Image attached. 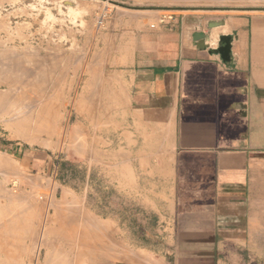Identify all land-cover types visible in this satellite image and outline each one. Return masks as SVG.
Here are the masks:
<instances>
[{"label":"crops","instance_id":"obj_1","mask_svg":"<svg viewBox=\"0 0 264 264\" xmlns=\"http://www.w3.org/2000/svg\"><path fill=\"white\" fill-rule=\"evenodd\" d=\"M221 13L216 46L203 17L176 16L112 64L119 88L77 152L87 196L61 222L87 264H264V11Z\"/></svg>","mask_w":264,"mask_h":264},{"label":"rangeland","instance_id":"obj_2","mask_svg":"<svg viewBox=\"0 0 264 264\" xmlns=\"http://www.w3.org/2000/svg\"><path fill=\"white\" fill-rule=\"evenodd\" d=\"M113 1L119 8L108 7L104 0H0V52L4 51L0 53V88L15 84L12 87L17 88L14 97L27 92L24 95L29 97L26 102L44 96V102L51 101L53 106H57L61 117L54 133L36 134L13 125L15 119L18 120V117L11 118L12 114H8L13 110V97L1 104L0 108V154L18 164L22 173L10 175V172L8 174L0 170V187L7 185L15 192L14 195L21 193L19 200L17 195L13 199L14 203H6L7 200L1 197L0 200L12 210H24L25 219L33 211L37 213L32 221L31 234L26 237L23 232H19L18 236L22 244L32 248L30 264H44L46 244L52 249L51 242L56 238L54 231H51L54 224L56 226V222L71 218L74 192L76 198L87 196V163L78 162L77 152L80 150L81 159L87 153L89 112L94 113L95 108L103 110L104 95L106 101L109 96L113 100L115 92L104 94L103 88L109 84L119 88V76L114 75L118 72L112 64L133 51L138 32L145 27L157 30L152 29L151 25L161 15L167 14L160 12L164 9L177 17H203L201 28L209 34V43L216 46L220 35L216 30V19L226 15L221 11H264V0ZM67 2H70L71 9ZM11 62L15 66L20 64L19 67L22 66L24 71H19L20 75L19 72H11L10 68L14 67ZM115 111L113 108L109 116H99L97 120H105L111 126L112 119L116 117ZM74 129L77 134L71 138ZM21 132L23 135H20ZM26 133L30 135L26 137ZM34 137L36 141L34 139L35 142L30 143V138ZM70 146L77 150L76 156H73L74 151ZM23 175H29L27 178L30 180L39 179L41 188L39 185L36 189L44 196L48 192L45 198H54L50 200L49 197L38 203L31 201L29 194L35 191V187H27L23 193V184L26 182ZM14 181L18 183L16 187L12 184ZM64 242L68 243L67 240ZM66 245L68 247H60V251L67 264H87L85 256L81 255L80 258L77 253H73L69 244Z\"/></svg>","mask_w":264,"mask_h":264},{"label":"bare ground","instance_id":"obj_3","mask_svg":"<svg viewBox=\"0 0 264 264\" xmlns=\"http://www.w3.org/2000/svg\"><path fill=\"white\" fill-rule=\"evenodd\" d=\"M105 1V4H107V6H116V3L115 1L113 0H104ZM65 2V1H63ZM70 3V2H69ZM68 2L66 3L68 5V8L71 9V6ZM66 5V6H67ZM105 8V7H104ZM119 8V7H117ZM107 9V8H106ZM75 10V9H74ZM57 14V13H56ZM42 20V19H41ZM5 50V49H4ZM1 51V50H0ZM4 52V51H3ZM3 52H0L1 54ZM6 52V51H5ZM16 52V51H15ZM28 52V51H27ZM8 53V52H7ZM20 54V53H19ZM6 57V56H5ZM4 59H7L5 58ZM1 58V57H0ZM13 58L15 59V57L13 56ZM12 58V59H13ZM3 59V58H2ZM23 59V58H22ZM7 61V60H6ZM15 62V61H14ZM7 63V62H6ZM12 63V62H11ZM17 63V62H16ZM3 64V62H2ZM13 64V63H12ZM14 65V64H13ZM13 65H8V66H13ZM17 65V64H16ZM20 64L18 66H15L10 68V70H12L11 72L13 73H18L19 71H24L21 67H19ZM4 68V67H3ZM6 68V67H5ZM4 68V69H5ZM21 68V70L19 69ZM2 69V68H1ZM9 69V68H8ZM10 70H7L8 72ZM26 71V70H25ZM2 73V71H1ZM4 73V71H3ZM6 73V72H5ZM23 73V72H22ZM25 73V72H24ZM32 73V72H31ZM4 75V74H3ZM19 75H20V72H19ZM34 77V76H33ZM13 78V77H12ZM15 78H16V75H15ZM20 79V78H19ZM25 79V78H24ZM34 79V78H32ZM62 79V78H60ZM18 80V78H17ZM28 80V79H27ZM38 80V79H37ZM40 80V78H39ZM4 83V81H2ZM17 82V81H16ZM21 82V81H20ZM38 82V81H37ZM2 83V84H3ZM13 83V82H12ZM8 85V84H7ZM15 86V84H13ZM12 86H9L8 88H0V108L1 107V104L3 103H6L5 101H7L8 99H10L11 97L12 98V101H13V110L10 111L8 114H12L11 118H15V117H18V120L17 118L15 119V122L13 123V125L17 128V129H21V130H24V131H33L34 133L36 134H41L42 132H47V133H51L52 132L54 133L53 130L56 129L57 127V124L59 123V121L61 120V117L59 115V109L57 108V106H53L51 104V101L48 103V102H44L43 98L44 96L42 97H37L35 99L31 98L28 102H26V98H29V97H25L24 95L27 94V92L22 95V96H19V97H14L13 93L14 91L16 92V89L17 88H12ZM26 86V85H25ZM40 89V88H39ZM28 91V90H27ZM36 97V96H35ZM58 97H60V95L58 94ZM45 99V97H44ZM47 100V99H46ZM48 101V100H47ZM102 105V104H101ZM76 106V105H75ZM12 109V108H11ZM64 111V110H63ZM98 111V110H97ZM1 112V111H0ZM6 113V114H7ZM2 114H5V113H2ZM63 119V118H62ZM9 121V120H8ZM12 126V125H11ZM34 126V128L32 127ZM59 127V126H58ZM60 128V127H59ZM78 130V129H77ZM23 131V132H24ZM81 131V130H80ZM16 132V131H15ZM21 132L20 135H23ZM76 132V131H75ZM33 133V134H34ZM66 133V132H65ZM27 134V133H26ZM29 134V133H28ZM27 134L26 137H28L29 135ZM32 134V135H33ZM60 134V133H59ZM71 134V133H70ZM67 135L68 136H70ZM77 134V133H76ZM18 135V136H20ZM35 136V135H34ZM24 137V136H23ZM24 137V138H26ZM36 137V136H35ZM34 138H30L31 140L29 141H32L30 143H34L36 141V139ZM74 138V135L71 134V138ZM22 138V136H21ZM70 138V137H69ZM35 139V141H34ZM38 139V138H37ZM27 142H28V139H26ZM57 140V139H56ZM50 141V140H49ZM66 141V140H65ZM41 141H39L40 143ZM37 142V144H39ZM75 143V142H74ZM41 145L43 144L40 143ZM68 144V143H67ZM65 145V144H64ZM63 146V145H62ZM68 146V145H67ZM82 146V145H81ZM69 148V146H68ZM72 147L70 146V149ZM79 149V148H78ZM72 151H75L76 149L73 148L71 149ZM77 151V150H76ZM75 151V152H76ZM74 152V153H75ZM10 158H6L4 157L3 155L0 154V170L3 172V170H5L6 172H10V175L11 173L13 174H22L19 170V166L18 164L16 165L14 162H11L9 160ZM2 172H0L2 175ZM5 172V173H6ZM4 173V172H3ZM24 174V172H23ZM7 175V174H6ZM27 175V174H26ZM24 176L23 178L25 179V188H23V193L26 192V189L27 187L28 188H33L35 187V191H30L32 193H28L30 196H29V199L31 201H35L36 203L40 202L41 200L44 201L46 200L47 198L46 195H49L45 194V196L42 194L41 191H38V189H36L40 184H42V182H40V180L38 179H29L27 178L28 176ZM3 176L5 177V175L3 174ZM2 176V177H3ZM19 176V175H18ZM21 178V177H20ZM31 178V177H30ZM7 179H8V176H7ZM9 180V179H8ZM51 182V181H50ZM12 184L14 185V187H16V185L18 184L16 181L12 182ZM45 184V183H44ZM46 185V184H45ZM49 185V184H48ZM39 188V187H38ZM40 188H41V185H40ZM54 189V188H53ZM32 190V189H30ZM37 190V191H36ZM13 190L9 188V186L6 185V187H0V197L1 199H6L7 202L6 203H14V200L13 199H16L17 196H19L18 200L20 199V195H18V193L16 195L15 192H12ZM55 191V190H54ZM55 196V195H54ZM22 198V197H21ZM45 198V199H44ZM52 200L53 198L50 197ZM27 199V198H26ZM25 199V201H26ZM23 200V199H22ZM20 200V202L22 201ZM28 200V199H27ZM55 200V199H54ZM29 201V200H28ZM23 202V201H22ZM46 202V201H45ZM4 201L0 200V264H30L29 263V259H30V255H31V250L32 248H29L28 246H25L24 244H22L19 239H18V236H19V232H23L24 233V236H29L31 233V230H32V221L34 219V216L35 214L37 215V213H35V211H33L29 217L27 219H25L23 216H25V212L24 210H19V209H15V210H12V208H9L7 206H5L6 204ZM27 203V202H26ZM43 203V202H42ZM53 203V202H52ZM30 204V203H29ZM59 206V205H58ZM56 207V206H55ZM29 208V207H28ZM57 208V207H56ZM62 208V207H61ZM27 209V208H26ZM59 209H57V212H58ZM36 217V216H35ZM40 217V216H39ZM59 217V216H58ZM81 217V216H80ZM57 218V217H56ZM54 217V219H56ZM69 218V217H68ZM42 219V218H41ZM61 220V219H60ZM74 220H76L74 218ZM73 220V222H74ZM52 221V220H51ZM69 224V223H68ZM66 225V224H65ZM68 226V225H67ZM75 226V225H74ZM79 226V225H78ZM54 229H59L58 233L55 234L57 235L58 237H61V232L65 233L67 232L68 234L64 235L63 238L64 240H67L68 243H65V244H69V246L72 248V243H71V239L72 237L70 236L71 234V231H67V229H65V227L62 225L61 222H56V226L54 227ZM100 229V228H99ZM34 234V233H33ZM70 234V235H69ZM54 235V237H55ZM31 238V237H30ZM102 239V238H101ZM33 240V239H32ZM31 242V241H30ZM66 242V241H65ZM97 244V243H96ZM46 244V249H47V253H46V257H45V262L44 264H67L65 258L62 256V252L60 251V247L61 245H57L56 242L52 243L51 244V248L50 249V246ZM63 246V245H62ZM77 246V245H76ZM80 246V245H79ZM84 246V245H83ZM82 246V247H83ZM43 247V246H42ZM84 247H87V246H84ZM89 248V247H88ZM45 249V250H46ZM90 249V248H89ZM81 250V249H80ZM89 251V250H88ZM83 254H85L83 252ZM82 254V255H83ZM90 254V253H89ZM92 254V253H91ZM23 257H21V256ZM80 258L82 257L81 254H77ZM107 258V257H106ZM87 262V260H86ZM80 263V262H79Z\"/></svg>","mask_w":264,"mask_h":264},{"label":"built area","instance_id":"obj_4","mask_svg":"<svg viewBox=\"0 0 264 264\" xmlns=\"http://www.w3.org/2000/svg\"><path fill=\"white\" fill-rule=\"evenodd\" d=\"M167 14H163L158 18V21L155 24L151 25L152 29H157L160 26L168 25L176 20V15L173 14L171 11H164Z\"/></svg>","mask_w":264,"mask_h":264},{"label":"water","instance_id":"obj_5","mask_svg":"<svg viewBox=\"0 0 264 264\" xmlns=\"http://www.w3.org/2000/svg\"><path fill=\"white\" fill-rule=\"evenodd\" d=\"M205 38V35L204 34H201V33H197L196 36H195V39L196 40H199V39H204ZM228 41H227V38L226 37H222L221 38V41H220V52L225 54L228 50Z\"/></svg>","mask_w":264,"mask_h":264}]
</instances>
